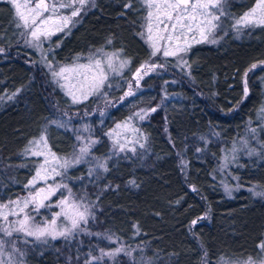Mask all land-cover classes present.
Returning a JSON list of instances; mask_svg holds the SVG:
<instances>
[{
  "label": "trees",
  "instance_id": "trees-1",
  "mask_svg": "<svg viewBox=\"0 0 264 264\" xmlns=\"http://www.w3.org/2000/svg\"><path fill=\"white\" fill-rule=\"evenodd\" d=\"M255 1L228 0V16ZM127 2L95 0L68 34L53 38L50 56L70 62L97 48L121 49L131 68L144 72L142 83L134 86L140 89L116 103L93 105L90 99L73 105L24 44L13 6L0 1V201L29 188L40 161L28 152L31 140L47 133L55 153L72 151L73 135L51 121L106 113L105 119L92 117L100 137L93 153L105 158L104 165L93 172L81 163L64 174L75 196L93 205L86 230L20 243L24 264H221V258H259L264 196L250 190L264 192V137L241 150L230 165L237 184L232 195L220 183L219 167L225 151L259 123L264 26L193 45L186 72L162 59L146 64L151 50L140 35L144 10L138 0H130L131 8ZM253 64L257 67L249 71ZM150 65L157 67L153 71ZM139 106H156L142 123L145 144L134 153L111 154L109 130ZM61 140H66L64 148L57 146ZM107 237L139 252L93 261L91 255L114 245Z\"/></svg>",
  "mask_w": 264,
  "mask_h": 264
},
{
  "label": "rangeland",
  "instance_id": "rangeland-1",
  "mask_svg": "<svg viewBox=\"0 0 264 264\" xmlns=\"http://www.w3.org/2000/svg\"><path fill=\"white\" fill-rule=\"evenodd\" d=\"M0 1L8 2V0ZM46 1L49 5L56 3V16H69L72 11L70 8L59 7L61 2L68 3V0ZM138 1L144 10V21L141 33H145V35L141 36L147 42L146 29L148 23L147 14L149 9L146 7L144 0ZM227 1L228 0H222L221 3V8L225 13V15L221 16L220 18L221 27L209 34L206 40H202L198 34L195 35V40L201 41L199 43H196L192 39L193 34H189L188 44L190 46L188 47V50L195 44H212L211 41L213 40L216 41L215 43H217L222 39L223 36L230 32L235 35H239L243 30L251 27H241V29L237 31V29L233 27V24L235 23L236 19L240 18L245 12H248L251 8H253L256 1L249 9L243 11L241 14L232 16H228L226 10ZM30 2L34 6L38 0H30ZM93 5V0H89V3L86 4L81 10L80 15L72 18V22L69 24L68 28L64 29V31L57 32L55 35L51 36L50 39L41 37L40 41H32L33 45L39 44V47H34L29 43H26V41L31 39L29 35L30 29H25L22 26L19 27L24 44L37 53L39 62L45 68L49 79L69 98L70 103L73 105L83 103L90 99L93 101V105L100 102L103 105L108 103H116L119 99L122 101L123 97L127 92H129V90H131L134 94L136 91H138V89H140V87L135 89L134 86L140 85L143 81V78L145 77L144 72H140V78L137 79V70L134 71L135 69L131 68L130 59L123 53L121 49L112 48L110 46L97 48L88 53L78 55L70 62H58L54 60L52 56H50V50L53 48V38L57 35L65 36L68 34L77 23L83 12ZM216 14L219 15V13ZM49 15L53 14L51 12H45L43 14L44 17ZM180 44L183 46V38H181ZM148 45L152 52V48L149 43ZM163 46L166 45H162L161 52L157 53L155 56L151 55L150 61H148L146 64H154L155 61L162 59L166 63H172L177 69L188 72V50L186 52H180L176 56L165 57L162 54ZM109 56L113 57L111 67L108 65ZM96 60L101 62L99 66L94 63ZM123 61H128V63L121 67V62ZM49 64L51 67H49ZM61 68H68L70 71L66 72L64 76L53 77L52 72H58ZM101 70L107 78L103 81L101 86L96 87V81L99 79ZM65 76L67 79L64 78ZM129 86H131V89ZM69 92H71L76 97V101L73 100V95H69ZM151 109H156V106H139L126 119L117 122L114 128L109 130L108 138L110 141L111 154L125 153L127 151L134 153L135 151H133V149L136 150L137 147H141V145L145 144L147 136L142 129V123L147 120L149 115L153 112ZM262 109H264V98L259 112V123L256 125H250L246 130L247 132L245 131L243 137L234 143L229 150L225 151V154L222 157L221 165L219 167L221 174L220 183L228 195H232L234 189L237 187L235 178L230 175V165L234 163L237 154H239L241 150L247 147L250 148L249 144H253V141L259 143L264 137V111H262ZM95 115L98 120L105 119L106 113L98 115L97 112H94L90 115V117L87 119L85 118V120L82 118L76 119V117L70 115H67L66 117L58 116L57 119L53 120L56 123L51 121V123L58 128L68 130L73 135L74 145H72V151L69 154H60L59 152L55 153L50 147V142L48 139L50 135L47 137V133L43 134L46 136V142H40L38 145L32 143L33 141H38L41 135L31 140L28 149V152L31 153L30 155H33V152L37 151L44 153V155L38 156V158H40L38 169H40L41 164L44 165V168L41 170V175L46 177V179H37L35 184L30 183L29 188L24 194L18 195L13 199L0 201V213L7 215L6 220L4 219V215H0V242H2L0 243V264H24V258L20 249V243L22 242L29 241L34 244L58 238H68L76 233L86 230L87 223L92 217L93 205L89 201L77 198L75 196L72 188L65 180L64 174L70 167L81 163H87L93 172L96 170V168H100L104 165L105 158H99L93 153V148L99 142L100 138L96 135L97 128L92 119V117ZM141 116H144V119H141ZM117 125H120V127H117ZM250 129H255L256 131L252 132ZM65 141L66 140H61L57 146L64 148L65 146L61 145H64L66 143ZM93 141H96V143H93ZM121 146H123V150H121ZM85 147H87V152L81 154L80 149ZM77 158L80 159L79 163H75ZM65 161L68 162V166L62 167ZM35 176L36 174L32 177L31 181ZM64 185L67 187H64ZM50 188L55 189V191L49 195ZM40 189L44 190V192L41 193V197L47 195L48 198L43 200L44 206L37 209L36 203L31 201L32 196L35 195V193ZM26 199L30 201L27 207L24 206V201ZM13 201H20L19 206L12 203ZM61 201H64L65 203L62 204ZM3 205H7V208L2 207ZM74 206H78L79 211H84L85 207L88 209L87 223L85 224L81 221L79 227L76 229L71 228L70 219L64 215V213H68L69 216L73 215ZM21 209H23V211H21ZM57 213H61V215L56 216ZM25 214L30 217L27 223V228L30 231H35L38 227H45L50 224L53 219H55L56 224L54 227L56 231H63L67 228L71 229V234L66 236H56L55 238L50 235H45L40 239H37L35 236H28L24 231H16V229L19 228L18 221L22 220ZM4 229H7L9 232H11V235H7ZM107 239L110 242H113L114 245L108 249H100L97 254L90 256L91 259L93 257L100 256L101 250L104 252H114L117 248H123L124 251L111 257L104 256L100 260L92 259L93 261L98 262L104 259L112 261L113 258L121 253L127 255L130 253L129 256L134 257L139 252L135 247H128L124 243L118 241L115 237H107ZM249 258L255 261L256 264H259V262L264 259V250H261V255L259 258H221V264H245Z\"/></svg>",
  "mask_w": 264,
  "mask_h": 264
},
{
  "label": "snow or ice",
  "instance_id": "snow-or-ice-1",
  "mask_svg": "<svg viewBox=\"0 0 264 264\" xmlns=\"http://www.w3.org/2000/svg\"><path fill=\"white\" fill-rule=\"evenodd\" d=\"M8 2L13 6L14 9V18L18 21L16 24L17 27H24L25 29H30L29 35L31 39L26 41L31 46L39 47V44H32V41H40L41 37L45 39H50L51 36L55 35L57 32L64 31L65 28H68L69 24L72 22V18L80 15L81 10L85 7L86 4L89 3V0H68V3L61 2L59 4L60 8H70L72 9L69 16H56L57 5L53 3L49 5L46 0H38L37 3L33 6L30 0H8ZM146 7L149 9L147 14V42L150 44L152 48L151 55L155 56L157 53L161 52L162 45L163 51L162 54L165 57L168 56H176L180 52H186L188 47V36L192 35V39L199 43L200 40H195V35H199L202 40H206L208 35L215 31L217 28L221 27L220 18L225 15L221 8L222 0H144ZM94 4V0H93ZM126 8H131V2L125 4ZM45 12H51L53 15H49L44 17L43 14ZM216 13H219L217 15ZM257 27L264 26V0H256V3L253 8H251L248 12H245L240 18L235 20L233 27L239 31L241 27ZM140 35H145V33H140ZM181 38L184 39V44L181 46L180 41ZM215 43L216 41H211ZM111 43V41H109ZM174 45V46H173ZM59 46V45H57ZM4 49L0 48V52H3ZM115 55V54H113ZM112 56L108 57V65L112 66ZM94 63L99 66L100 61L96 60ZM128 61L121 62V67L127 64ZM264 64V62H261ZM90 66V65H89ZM49 67L51 65L49 64ZM85 67V66H81ZM143 67V66H142ZM157 65H150V70H155ZM158 67H164L163 65H159ZM257 67L256 64L251 66V69H255ZM70 71L68 68H61L58 72H52L53 77H61L64 76L66 72ZM247 76V72H245V77ZM137 79L140 78L139 70L136 73ZM67 79V77H64ZM107 77L103 74L102 70L100 72L99 79L96 81V87H99L103 84V81ZM247 82L245 79V89L244 94L247 96L248 89L246 86ZM131 89V86H129ZM19 91V90H18ZM132 91L129 90L125 95H132ZM15 93H13V96ZM69 95H73L69 92ZM12 97H9L11 99ZM86 98V97H85ZM73 100L76 101V97L73 95ZM156 109H151V111H155ZM264 111V109H262ZM144 119V116L140 117ZM53 123H56L53 121ZM63 126V125H61ZM120 127V125H117ZM250 131L255 132V129H250ZM40 142H46V136L41 135L38 141H33L32 143L39 144ZM96 143V141H93ZM143 147V145H141ZM121 150H123V146H121ZM135 151V149H133ZM81 154L87 152V147L80 149ZM33 155L40 156L44 155L42 152H33ZM80 159L77 158L75 163H79ZM68 162L65 161L62 167H67ZM44 168V165H40V169L37 170L36 176L30 181L31 184H35L37 179H46V177L41 175V170ZM64 187H67L64 185ZM55 189L49 190V195L54 193ZM193 191L195 189L193 188ZM250 191L253 192L256 196H264V192H256L254 189ZM44 190L40 189L35 195L32 196V201L36 203L37 209L39 207L44 206L43 200L47 199L48 196L44 195L41 197V193ZM29 200L24 201V206L27 207ZM12 203L19 206L20 201H13ZM61 203H65L61 201ZM2 207L7 208V205H3ZM23 211V209H21ZM0 215H4V219H7V215L0 213ZM61 213H57L56 216H60ZM65 216L68 217L71 221V228L76 229L79 227L80 222L87 223V215L88 209L85 207L84 211H79L78 206H74V214L69 216L68 213H64ZM205 217H200L198 219H204ZM30 217L25 214L24 218L18 221L19 228L16 231H24L28 236H35L37 239L45 235H50L53 238L56 236H66L71 234V229H65L63 231H56L55 224L56 220L53 219L50 224L45 227H38L35 231H30L27 228V223ZM197 220L192 221V225H195ZM7 235H11L7 229H4ZM137 229V234H138ZM2 243V242H0ZM261 250H264V242L258 245ZM123 248H117L114 252H104L101 250V255L98 257H93V260H100L104 256H115L116 254L123 252ZM130 255V253H129ZM86 264H91V261L86 262ZM245 264H256L251 258H249ZM259 264H264V259H262Z\"/></svg>",
  "mask_w": 264,
  "mask_h": 264
},
{
  "label": "water",
  "instance_id": "water-1",
  "mask_svg": "<svg viewBox=\"0 0 264 264\" xmlns=\"http://www.w3.org/2000/svg\"><path fill=\"white\" fill-rule=\"evenodd\" d=\"M47 2V1H46ZM48 3V2H47Z\"/></svg>",
  "mask_w": 264,
  "mask_h": 264
}]
</instances>
